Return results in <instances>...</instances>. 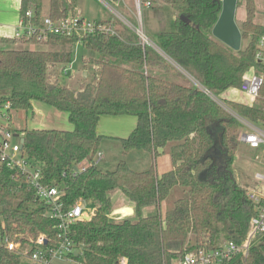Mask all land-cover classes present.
Here are the masks:
<instances>
[{"label": "trees", "instance_id": "obj_1", "mask_svg": "<svg viewBox=\"0 0 264 264\" xmlns=\"http://www.w3.org/2000/svg\"><path fill=\"white\" fill-rule=\"evenodd\" d=\"M141 2L157 5L160 30L152 39L163 54L142 45L135 31L120 20L100 21L116 33L100 32L81 40L99 57L87 60L96 66L95 80L77 91L60 84L52 73L56 65L65 69L72 63L71 51L10 49L3 44L20 40L0 37V106L12 105L11 118L0 124V134L6 124L12 127L13 111L28 113L35 102L67 112L74 125L71 130L25 128L16 133L24 138L22 151L29 163L41 170L44 182L61 189L66 207L79 199L97 204L92 219L72 226L75 243L82 245L83 253L77 258L83 264H118L122 257L128 264H177L196 248L214 249L226 240L241 242L252 217L264 206L263 198H249L248 188L237 180L233 167L240 147V121L196 84L165 77H183L174 61L238 115L264 125V84L258 103L252 105L218 97L228 89L240 88L252 67L264 73V65L256 59L264 26L255 22V0H244L246 18L240 29L248 42L240 50L211 33L221 0ZM165 5L176 13L173 29L166 27L160 11ZM43 8L44 0H22L21 15L32 9L40 20ZM76 10L77 0H49L48 12L54 19ZM61 41L53 37L48 44ZM105 115L137 118L134 130L120 141L124 153L141 150L152 155L147 170L136 171L124 159L113 170L98 168L97 154L107 137L98 132V125ZM167 147L173 168L159 173L157 161ZM84 161L90 164L81 166ZM176 187L183 194L172 208L164 215L159 211L143 216L144 207L155 205L161 210ZM114 191L134 204L132 216H110ZM47 211L26 175L0 164V228L11 235L54 236L55 221L46 216ZM0 264L32 263L0 248ZM233 264H264V238Z\"/></svg>", "mask_w": 264, "mask_h": 264}, {"label": "built area", "instance_id": "obj_2", "mask_svg": "<svg viewBox=\"0 0 264 264\" xmlns=\"http://www.w3.org/2000/svg\"><path fill=\"white\" fill-rule=\"evenodd\" d=\"M121 19V21L131 28L139 36L142 45H149L160 51L155 41L148 37L141 16L142 2L135 0L138 11L137 23L126 19L118 13L113 3L120 5L125 0H103ZM146 6H151L149 2ZM104 32L106 34H115L112 26L106 25L100 21L87 19L79 14L69 12L66 16L54 19L50 14H43L40 20L36 18L32 9L22 14L16 24L13 32V38L21 42H37L38 44H48L53 37H59L63 40L77 38L75 43H81V40L93 34ZM162 53V52H161ZM163 54V53H162ZM256 59L264 65V33L259 37ZM69 64L64 73L67 74ZM264 84V73L258 72L256 67H252L243 76V82L240 89L250 98L256 99L260 95V90ZM205 93L213 99H218L213 95L210 89L199 85ZM220 100V99H219ZM220 103L228 107L222 100ZM11 103L6 102L0 106V120L9 121L11 118ZM232 111V110H231ZM233 115L244 124L246 128L240 135V140L250 147L260 149L264 157V125L255 124L250 120L233 112ZM0 124H2L0 122ZM0 134V164H7L11 168H18L26 175V181L35 191L40 202L48 206L46 216L55 221L54 228L56 234L48 236L41 233L37 237L26 236L23 234L11 235L0 228V248L14 251L23 258L30 260L32 264H83L79 257L83 253L82 245L78 246L72 237V226L80 220L92 219L95 216L97 206L87 199H79L73 205L66 207L62 199L61 189L54 185L44 182L40 169L34 168L28 161L21 148V139L14 141L19 134L9 125ZM17 136V137H16ZM20 138V137H19ZM104 155L101 152L97 154V162L103 160ZM256 178L264 181V171L257 172ZM247 195L254 201L261 199L255 191H248ZM127 208H121V211L111 212L110 216L121 219L130 216ZM264 238V206L259 209L257 215L251 219L250 230L247 236L241 242L235 240H226L220 246L214 249L196 248L185 254L177 264H223L225 261L233 264L237 259L246 257L253 246L257 245ZM75 252L78 254L75 255ZM118 264H128L126 257H122Z\"/></svg>", "mask_w": 264, "mask_h": 264}, {"label": "rangeland", "instance_id": "obj_3", "mask_svg": "<svg viewBox=\"0 0 264 264\" xmlns=\"http://www.w3.org/2000/svg\"><path fill=\"white\" fill-rule=\"evenodd\" d=\"M45 11L48 12L49 9V0H44ZM119 14L125 17L128 20H131L134 23H137L138 11L136 8L135 0H125L124 3L117 5L115 3L112 4ZM166 10V18L176 17V13L171 7L165 5ZM256 6V15L255 21L264 24V0H255ZM44 10V9H43ZM77 13H81V16H85L87 19L94 21H108V20H120L117 14L104 3L103 0H77ZM158 9L156 7L146 6L142 4L141 8V16L143 20V26L145 32L148 37L154 38L155 34L160 30L159 20H158ZM80 15V14H79ZM245 17V2H240L239 7L236 10V23L238 25H242V21ZM122 22V21H121ZM123 23V22H122ZM212 33V31H211ZM213 35V34H212ZM247 40L242 41L241 48H244L247 44ZM6 48L10 49H41V50H49V51H71L72 52V63L71 67L68 69L67 74L64 73V68L62 65H56L53 70L54 78L59 79V83L62 85H66L77 91L81 88V86L87 82H92L95 80V70L96 66L93 63H88L87 60L90 57L98 58L99 56L92 50L86 48L81 43H75L70 39L61 41L57 44H38V43H30V42H21L17 41L14 43L4 44ZM172 64L180 70L183 74L181 76L175 75H165V77L169 80L176 81L179 83H186L189 85L196 84L199 86L200 84L185 70H183L177 63L171 61ZM131 66L130 64H124ZM200 87V86H199ZM9 91H6L8 93ZM4 93V92H2ZM215 96V95H214ZM216 97V96H215ZM218 97L225 100H234L236 99L238 102L245 104H254L258 103L259 97L257 99H252L246 93H244L240 88L228 89L222 94H219ZM216 101L221 105L219 99ZM36 105H40L44 107L45 116L49 122L48 127L46 128H56L61 130H71L74 128V125L68 119V113L64 111L57 110L49 105H46L41 102H35ZM226 104V102H225ZM228 106V104H226ZM260 105V103H259ZM224 107V106H223ZM230 114L233 115L232 109L228 107H224ZM232 110V111H231ZM234 112V111H233ZM14 118V128L15 130H23L26 126H31L30 119L27 120V114L25 111H16L13 112ZM1 123H4L5 120L1 119ZM105 122V119H103ZM241 127L239 132V141L240 147L236 152L235 160H234V170L238 177V180L241 185L248 187V191H255L260 195L261 199H264V181L258 180L256 178L257 172L264 171V157L260 149H255L250 147L248 144L243 143L240 140L241 133L246 129L244 124L240 121ZM71 127V128H68ZM68 128V129H65ZM21 138V136H19ZM19 137L14 138V141H19ZM101 151L105 153V157L103 160L97 162V166L102 170H113L115 169L119 160L124 159L127 160L133 169H144L145 166H142L143 159L141 157V153L138 150H133L128 153L123 152V146L121 141H113L108 142L104 140V143L101 146ZM143 152V151H140ZM146 152V151H145ZM165 153V152H164ZM163 153V154H164ZM162 157H164L162 155ZM150 157H147V162ZM161 158V157H160ZM171 159V157H170ZM90 164L89 161H84L81 166ZM161 167V166H160ZM182 190L179 187L173 189L166 199V201L162 204L161 210L155 206H147L142 210L143 216H152L158 214L159 211L164 215L166 211L173 207V204L178 197L182 195ZM112 199L114 201V209L113 212L121 211V208L124 207V201L126 198L119 191H114L111 193ZM126 203V202H125ZM94 207L97 204L92 202V204L88 203ZM129 213H132V209L130 211L127 209ZM31 262L30 260H28Z\"/></svg>", "mask_w": 264, "mask_h": 264}, {"label": "crops", "instance_id": "obj_4", "mask_svg": "<svg viewBox=\"0 0 264 264\" xmlns=\"http://www.w3.org/2000/svg\"><path fill=\"white\" fill-rule=\"evenodd\" d=\"M242 2H244V0ZM44 4H45V2H44ZM239 5H240V3H238L237 7H239ZM21 6H22V0H0V37H8V38L12 37L13 32H14V28H15L16 24L18 23V20L21 16ZM156 6L157 5L155 4L154 7H156ZM165 7L166 6H163V9L160 10L165 16V20H166L165 25L168 29H173L175 26V18H173V17H169L168 19L166 18V14H165L166 8ZM45 8L46 7L44 6V8H43L44 14H49V12L45 11ZM76 14L81 15V13H77V11H76ZM157 16H158V20H159V12H158ZM83 17H85V16H83ZM245 18H246V4H245V17H244L243 21L245 20ZM243 21H242V23H243ZM256 23H258V22H256ZM258 24H260V23H258ZM260 25L264 26V24H260ZM159 26H160V23H159ZM238 26L241 27L240 25H238ZM48 45H51V44H48ZM155 72H157V70H155ZM234 100H236V99H234ZM13 112H16V111H13ZM13 112H12V117L14 118ZM26 114L28 116L27 120H28V118L30 119L31 126H26L25 128L33 129V128H46V127H48L49 122L45 116L43 106L36 105L34 103L33 109L28 113L26 112ZM13 118L11 121V125L14 128ZM103 119H105V122H103ZM136 125H137V118L135 116H132V115H119V116L105 115V116H102L100 119L99 125H98V132L100 134L107 136V137H105L103 139L101 146L104 143V140L111 143L115 140L120 141L122 138L127 137L134 130ZM68 128H71V127H68ZM68 128H65V129H68ZM15 132H16V130H15ZM101 146H100L99 152H101L105 157V153L103 151H101ZM138 151H139V153H141L140 155L143 159L142 166H145V168L144 169H134V170H136V171L147 170L153 163V157L149 152H145V151L140 152L141 150H138ZM164 152H165L163 154L164 157H162V155H161L160 156L161 158L159 157V159L157 161V165H156L159 173H162L164 171H168V170L173 168V164H172V161L170 159L169 147H167ZM147 157H150L148 159V162H147ZM129 165H130V163H129ZM237 180H238V177H237ZM248 187L250 188V186L247 185L246 188H248ZM124 204H125L124 208H127L129 211H130V208L134 210L133 212L131 211L132 213L130 215L132 216L135 213L134 204L128 203L127 200L124 201Z\"/></svg>", "mask_w": 264, "mask_h": 264}, {"label": "water", "instance_id": "obj_5", "mask_svg": "<svg viewBox=\"0 0 264 264\" xmlns=\"http://www.w3.org/2000/svg\"><path fill=\"white\" fill-rule=\"evenodd\" d=\"M222 9L218 20L212 28V34L217 39L234 50H240L243 36L240 27L236 23V10L242 0H221ZM24 146V138L21 139V148ZM134 210L132 209V212ZM78 253L75 252V255Z\"/></svg>", "mask_w": 264, "mask_h": 264}]
</instances>
